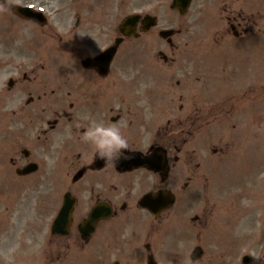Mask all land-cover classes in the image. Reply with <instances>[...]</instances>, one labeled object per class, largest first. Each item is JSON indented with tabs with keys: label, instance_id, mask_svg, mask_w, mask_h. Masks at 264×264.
<instances>
[{
	"label": "flooded vegetation",
	"instance_id": "af4514ba",
	"mask_svg": "<svg viewBox=\"0 0 264 264\" xmlns=\"http://www.w3.org/2000/svg\"><path fill=\"white\" fill-rule=\"evenodd\" d=\"M247 1L193 0L186 14L174 12L173 34L156 39L165 51L149 53L127 50L155 28L125 37L97 0H3L0 235L43 236L47 264L88 249L90 264L204 263L218 207L207 175L203 194L194 187L191 144L218 156L225 144L222 152L208 147L210 124L222 118L227 131L241 122L249 132L257 123V81L247 51L238 48L264 34V5ZM210 11L216 26L194 38L191 28ZM119 38L113 58L102 59ZM165 70L172 90L165 89ZM94 122L121 129L127 158L106 164L95 154L84 139ZM234 230L231 246L240 248L248 238ZM196 248L201 258L191 253Z\"/></svg>",
	"mask_w": 264,
	"mask_h": 264
},
{
	"label": "rangeland",
	"instance_id": "374dc122",
	"mask_svg": "<svg viewBox=\"0 0 264 264\" xmlns=\"http://www.w3.org/2000/svg\"><path fill=\"white\" fill-rule=\"evenodd\" d=\"M172 0H97V4L103 5L109 9L113 19L114 31L116 26L120 25L124 18L134 13L151 14L159 18L158 27L155 29L157 34L149 35L145 40H133L129 44L127 52H149L158 50L165 51L160 40L158 31L169 29L176 26L175 13L170 10ZM247 4L249 2L246 0ZM259 5H264V0H257ZM251 6L244 5L246 10ZM264 17V6L258 7ZM213 15L210 11L204 17V24H199L191 28L194 32V38L197 33H204L216 25L211 24ZM257 19V16L255 18ZM258 21L264 24V21ZM264 27V25L262 26ZM239 45L238 52L242 49L247 51L248 60L252 63V76L257 81L256 96L252 99L256 102L257 123L251 128V132H245L238 124L236 128L224 126L225 121L218 118L216 122L210 124L211 134L208 137V147L217 146L224 153L220 155H207L205 150L200 149V145L195 143L191 147L197 149L194 154V187L199 194L201 182L207 175L209 185V195L212 201L217 202V210L214 216L210 217V228L207 237L209 241L205 243L206 257L202 264H217L224 261L226 264H242L241 259L244 255H250L251 264H264V34L263 31ZM144 46V47H143ZM250 49V50H249ZM204 52L219 53L220 49L205 46ZM249 50V51H248ZM195 51H198L195 49ZM244 53L233 55L243 60ZM151 57V56H149ZM244 64L242 65V67ZM141 66L134 67L135 70ZM250 69L249 67H247ZM167 73V82L164 85L166 90H172L169 83L172 80V72ZM249 75V70L243 71ZM178 77V76H177ZM187 85L184 87L186 88ZM164 88V87H163ZM130 98L133 97L131 92ZM137 98V95L134 96ZM144 99H149L144 97ZM152 99V98H151ZM169 99V97L167 98ZM237 120V119H235ZM222 121L224 122L222 125ZM237 123V122H235ZM220 126V127H219ZM200 142V141H199ZM201 155H200V154ZM222 155V156H221ZM221 156V158H220ZM220 158V160H219ZM216 160V165L207 166ZM219 160V162L217 161ZM199 165V166H197ZM239 219V222L236 219ZM237 219V220H238ZM239 229L240 238H248L241 242L240 248H234L229 243L233 240L230 234L234 226ZM112 227V226H110ZM113 227H117L114 225ZM237 232V233H238ZM236 233V234H237ZM26 237L24 241L21 238ZM43 236L11 235L3 233L0 235V264H47L44 250ZM186 251L190 249L189 245L183 246ZM190 252V250L188 251ZM94 254L91 250L74 255L71 252L68 257H62L56 264H90ZM216 260V263H215ZM208 262V263H205ZM161 264H172L163 262ZM177 264H181L180 261Z\"/></svg>",
	"mask_w": 264,
	"mask_h": 264
},
{
	"label": "clouds",
	"instance_id": "9594fccd",
	"mask_svg": "<svg viewBox=\"0 0 264 264\" xmlns=\"http://www.w3.org/2000/svg\"><path fill=\"white\" fill-rule=\"evenodd\" d=\"M84 139L91 143L95 154L106 164H113L121 157L127 158L124 150L129 148V141L116 125L94 122L84 133Z\"/></svg>",
	"mask_w": 264,
	"mask_h": 264
},
{
	"label": "water",
	"instance_id": "95a60500",
	"mask_svg": "<svg viewBox=\"0 0 264 264\" xmlns=\"http://www.w3.org/2000/svg\"><path fill=\"white\" fill-rule=\"evenodd\" d=\"M191 0H176L175 4H173V8H182L183 12H185L190 4ZM140 20V16L139 15H133L130 16L129 18L126 19V21L124 22L123 27L121 28V31L126 35V36H131V35H135L137 36L136 33V26L138 24ZM143 23L145 25V29H149L152 26H155L156 24V20L155 18L152 17H146L143 20ZM166 34L168 33H164L162 34L163 36H166ZM248 258H245L244 262L247 263L248 262Z\"/></svg>",
	"mask_w": 264,
	"mask_h": 264
}]
</instances>
